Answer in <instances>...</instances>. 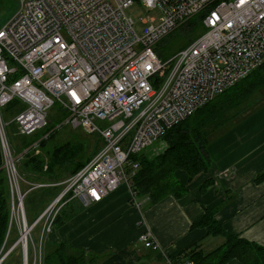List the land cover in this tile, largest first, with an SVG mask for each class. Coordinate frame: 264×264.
<instances>
[{
	"label": "built area",
	"instance_id": "1",
	"mask_svg": "<svg viewBox=\"0 0 264 264\" xmlns=\"http://www.w3.org/2000/svg\"><path fill=\"white\" fill-rule=\"evenodd\" d=\"M133 3L159 11L143 18L142 35L124 13ZM201 12V34L161 60L155 46ZM263 61L264 0H18L17 9L0 23V147L12 195L10 217L16 194L20 229L0 264L18 244L22 264H42L43 235L52 230L68 192L85 206L128 183L137 167L131 155H157L166 130ZM12 100L17 104L10 109V122L17 135L46 126L48 110L57 102L65 112L62 124L97 133L102 141L30 225L23 218L26 190L19 187L18 157L4 118ZM41 218L37 245L30 246V230ZM138 241L156 248L147 232Z\"/></svg>",
	"mask_w": 264,
	"mask_h": 264
},
{
	"label": "trees",
	"instance_id": "2",
	"mask_svg": "<svg viewBox=\"0 0 264 264\" xmlns=\"http://www.w3.org/2000/svg\"><path fill=\"white\" fill-rule=\"evenodd\" d=\"M203 16L204 13L201 12L190 17L164 37L155 46L158 57L161 60L168 58L171 46L166 43L170 38L176 42L183 39L182 47L194 41L204 30ZM256 94H264V61L244 78L166 130L163 140L167 146L161 153L131 155V160L137 163L134 173L128 179L134 195L146 196L149 204H154L166 196L176 199L183 197L187 193V187L176 177V172H184L188 181L197 174L206 172L210 165L207 145L228 128L222 126L245 118L264 104H255L258 100ZM15 104L17 100H12L5 107V111ZM62 113L64 117L65 112ZM61 126L63 125L50 128L47 123L39 129L43 133L38 139L32 135L39 130L30 135L13 134L11 129L8 131L16 151L26 150L17 164V172L21 178V192L26 190L23 206L28 225L60 193L64 187L63 181L79 171L102 145L101 137L97 133H87L83 129L78 133L81 128L71 127L61 130ZM14 128L12 125V130ZM62 133H65L62 137L68 136V139L58 142L57 136ZM71 194L68 192L61 199L63 204L52 219V229L60 227L83 207ZM11 197L0 147V255L19 236L20 226L10 217ZM27 206L30 219L27 218ZM216 210L217 207L204 208L203 213L192 221L190 228H203L206 236H221L223 241L208 252L202 251L199 241L195 242L170 257L168 262L177 264L189 260L190 264H226L235 259L238 264H264V246L225 231L223 225L214 218ZM42 224L43 218L32 229L38 228L40 232ZM43 237L42 264H133L140 258L137 243L117 251L96 253L74 248L65 242L48 244L45 242V235ZM16 250L19 251L22 264L20 245L15 246L9 254ZM30 254L31 248L28 245L29 257Z\"/></svg>",
	"mask_w": 264,
	"mask_h": 264
},
{
	"label": "crops",
	"instance_id": "3",
	"mask_svg": "<svg viewBox=\"0 0 264 264\" xmlns=\"http://www.w3.org/2000/svg\"><path fill=\"white\" fill-rule=\"evenodd\" d=\"M225 126L207 145L210 165L206 172L191 181L184 172H176L187 187L183 197L166 196L149 204L146 196L134 195L129 184L121 182L100 201L83 205L53 228L45 242H65L96 253L137 243L140 258L133 264H170V257L195 242L201 243L203 252L220 243L206 236L205 229L190 228L204 208L217 207L214 218L225 231L264 246V104ZM143 232L155 249L138 241ZM7 255L2 264H21L19 251ZM226 264L238 262L232 259Z\"/></svg>",
	"mask_w": 264,
	"mask_h": 264
},
{
	"label": "rangeland",
	"instance_id": "4",
	"mask_svg": "<svg viewBox=\"0 0 264 264\" xmlns=\"http://www.w3.org/2000/svg\"><path fill=\"white\" fill-rule=\"evenodd\" d=\"M17 7H18V0H0V22L5 20V19H7L17 9ZM124 13H125L126 16H128V17H130L132 19L133 28H134L135 32L138 35H142L143 28L146 26V24L142 22L143 18H145L147 16H149V17L150 16L157 17L159 15V11L158 10H147L144 6L136 4V3H133L131 6L127 7L124 10ZM182 41H183V39L176 42L175 40H172L171 38L167 40V43H166L167 46L168 45L171 46V48L168 51V57L173 55L176 51H178V49L180 47H182L184 45L182 43ZM255 96H257V99H258L255 104H259L260 102H264V94L263 95L256 94ZM258 97H260V98H258ZM9 112H10V109H8L7 111L4 112V118L8 122L7 123L8 131L11 129V133L15 134L14 133L15 128L12 130V125L14 126V124L10 122L11 114ZM63 115L64 114L61 112L59 104L57 102H54L52 104V106L48 110V120H49L48 124H49V127L51 128V127L63 125L60 128L61 130L68 129L69 127H71V128H80V127H72V126L67 125V124H62ZM102 126H104V124ZM80 132H82V129L81 130L79 129L78 133H80ZM42 133H43V130H39L38 132H36L32 136L35 137L36 139H38L41 136ZM64 134L65 133H62V134H59L57 136L58 137V142H63V141L68 139V136L62 137ZM7 137H8V142L10 144V147H11L12 151L18 157V160L16 162V168H17V164H18L19 160L21 159L22 154L26 150L25 151L23 150L24 152L23 151L22 152L21 151L17 152L16 148L14 146L15 144L13 145L12 141H10V133H8V132H7ZM166 146L167 145H166L165 141H164V144H157L156 145L157 148L155 149V153H157V154L161 153L166 148ZM37 151L38 150H36V152ZM18 183H19V186H20V189H21V180H19ZM123 183H125V182H123ZM24 197L25 196L23 195V197L21 199L22 200L21 205H22V208H23V218H24V221L27 224L28 220L26 219V214H25L24 206H23ZM13 199L15 201V204H14V206H15V210L14 211L15 212H14L13 220L16 221L17 224L20 226L19 217H18L19 216V212L17 211L18 209H17V203H16V201H17L16 194H14ZM26 212L28 214L27 218L30 219V216H29V213H28V206H27ZM30 235L31 236H28V238H27L28 244L31 246V242L33 241V243L35 245H37V242H38V239H39V236H40V232H39L38 228H36L34 230L33 229L30 230ZM46 235H45V238H46ZM212 237H214L216 242H220L221 243L223 241L221 237H218V236L217 237L212 236ZM220 243L216 244L214 247H216ZM42 244H44V237H43V243Z\"/></svg>",
	"mask_w": 264,
	"mask_h": 264
},
{
	"label": "bare ground",
	"instance_id": "5",
	"mask_svg": "<svg viewBox=\"0 0 264 264\" xmlns=\"http://www.w3.org/2000/svg\"><path fill=\"white\" fill-rule=\"evenodd\" d=\"M20 207H21V205H20ZM53 222V221H52Z\"/></svg>",
	"mask_w": 264,
	"mask_h": 264
}]
</instances>
